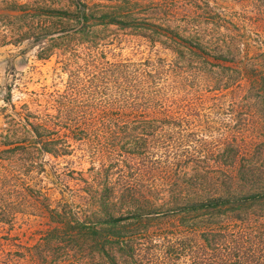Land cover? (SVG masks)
<instances>
[{"label": "trees", "instance_id": "obj_1", "mask_svg": "<svg viewBox=\"0 0 264 264\" xmlns=\"http://www.w3.org/2000/svg\"><path fill=\"white\" fill-rule=\"evenodd\" d=\"M75 1L76 11L61 13L65 40L50 44L43 57L58 56L65 88L34 100L12 130L18 141L30 137V145L5 157L14 168L0 173V227L10 230L19 216L37 210L45 237L31 264H264L263 172L234 170L237 155L224 152L212 155L216 166L230 168L224 172L175 171L186 149L206 145L210 136L195 132L202 127L164 131L158 139L147 130L157 121H264V76L215 73L211 60L232 54L237 43L212 38V30L132 26L141 0H111L101 13ZM113 30L154 50L139 61L125 58L119 49L127 39H110ZM156 45L170 53L160 55ZM130 125L143 130L140 137L125 130ZM4 140L9 145L8 136ZM43 155L89 162L86 187L73 198L92 199V208L64 202V195L57 204L41 190L36 172ZM157 155L160 186L144 185L140 171L128 174L131 161L143 164ZM152 198L170 204L181 221L126 231L121 221L129 217L109 213L115 201L137 205ZM0 264H9L3 254Z\"/></svg>", "mask_w": 264, "mask_h": 264}, {"label": "rangeland", "instance_id": "obj_2", "mask_svg": "<svg viewBox=\"0 0 264 264\" xmlns=\"http://www.w3.org/2000/svg\"><path fill=\"white\" fill-rule=\"evenodd\" d=\"M81 3H85L86 9L94 13L110 10L109 7L112 5L111 0H81ZM76 9L75 0H0V173L14 168V163L5 157L15 155L30 145V141H27L30 137L21 135V140L18 141L12 134L21 115L32 110L34 100L43 101L47 94L65 88L67 75L59 68L61 64L57 63L58 56L53 54L49 59L43 57L46 56V49L50 44L65 40L62 38H65L64 30L68 24L61 13L63 11L71 13ZM133 15L137 19L132 22V26L139 28L202 27L212 30V38L216 37L221 41L233 38L237 43L236 51L224 55L225 58L221 60H216L217 55L213 53L212 55L216 56L211 60V69L215 73L222 70L240 75L264 76V0H141ZM67 23L71 24L73 21ZM96 28L101 29L102 26ZM44 29L51 31V34H45ZM124 32L122 30L107 32L110 39L115 37H118V40L127 39L125 44L121 45L123 49H119L123 57L139 61L154 50L146 44L138 46ZM155 48L159 50L160 55L170 53L163 52L159 45ZM167 122L169 125L162 126L161 121H157L155 128L147 130L156 131L158 139L159 134L164 131L173 133L187 130L188 127L195 131L202 127V131L195 132L210 136L206 145L187 148L184 152L186 158L174 165L175 171H186L190 174L194 167H198L204 171L224 172L230 168L226 164L216 166L217 163L212 160V155L224 152L227 155L231 153L237 155L234 170L245 167L259 169L264 175V121ZM172 123L176 124L172 126ZM125 130L136 137H140L139 133L143 131L134 125L128 126ZM6 136L9 145H6L4 140ZM232 145H235V149H232ZM76 154L80 155L79 151ZM162 162L163 159L159 155L143 161V164L131 161L128 174L140 171L144 185L160 186L157 177ZM89 165V162H81L76 155L59 159L52 155H43L38 158L37 184L41 186L42 191L59 200L57 204L63 203L61 197L64 195L66 198L63 199L64 202L68 199L82 209L88 210L95 203L92 199L78 200L73 197L85 189L84 179L89 177L90 173L87 171ZM262 179L264 181V176ZM114 203L116 204H110L109 213L129 217L121 221L127 225L126 231L147 224L154 227H157V224L175 226L177 221H181L174 213L173 216H169L172 215V206L164 204L163 200L157 198L137 205L119 201ZM36 211L31 209L32 214L19 216L17 223L10 230L0 227V238L3 242L0 254L9 260V264H31L32 253L39 252L41 248L39 242L45 237L43 232L46 226L44 221L35 215L38 213Z\"/></svg>", "mask_w": 264, "mask_h": 264}]
</instances>
